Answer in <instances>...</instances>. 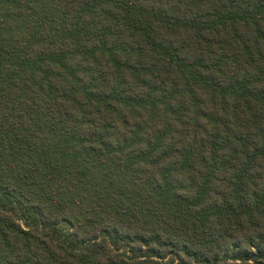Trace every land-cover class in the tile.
Returning a JSON list of instances; mask_svg holds the SVG:
<instances>
[{
  "label": "trees",
  "instance_id": "1",
  "mask_svg": "<svg viewBox=\"0 0 264 264\" xmlns=\"http://www.w3.org/2000/svg\"><path fill=\"white\" fill-rule=\"evenodd\" d=\"M0 264H264V0H0Z\"/></svg>",
  "mask_w": 264,
  "mask_h": 264
}]
</instances>
